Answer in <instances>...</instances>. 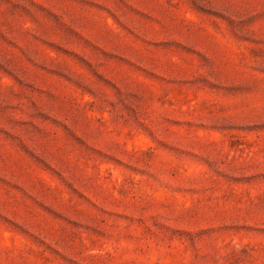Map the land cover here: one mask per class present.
Returning a JSON list of instances; mask_svg holds the SVG:
<instances>
[{"label":"rangeland","instance_id":"1","mask_svg":"<svg viewBox=\"0 0 264 264\" xmlns=\"http://www.w3.org/2000/svg\"><path fill=\"white\" fill-rule=\"evenodd\" d=\"M0 264H264V0H0Z\"/></svg>","mask_w":264,"mask_h":264}]
</instances>
